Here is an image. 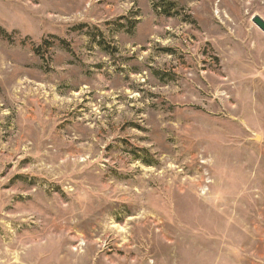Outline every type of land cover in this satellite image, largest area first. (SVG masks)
<instances>
[{"label":"rangeland","instance_id":"1","mask_svg":"<svg viewBox=\"0 0 264 264\" xmlns=\"http://www.w3.org/2000/svg\"><path fill=\"white\" fill-rule=\"evenodd\" d=\"M264 0H0V264H264Z\"/></svg>","mask_w":264,"mask_h":264},{"label":"water","instance_id":"2","mask_svg":"<svg viewBox=\"0 0 264 264\" xmlns=\"http://www.w3.org/2000/svg\"><path fill=\"white\" fill-rule=\"evenodd\" d=\"M251 22L256 26L260 31L264 32V21L259 17H253Z\"/></svg>","mask_w":264,"mask_h":264},{"label":"trees","instance_id":"3","mask_svg":"<svg viewBox=\"0 0 264 264\" xmlns=\"http://www.w3.org/2000/svg\"><path fill=\"white\" fill-rule=\"evenodd\" d=\"M0 33H1V35H4V32L0 29Z\"/></svg>","mask_w":264,"mask_h":264}]
</instances>
